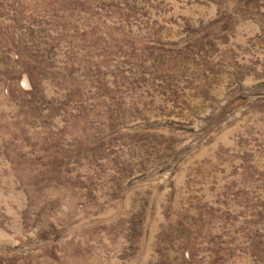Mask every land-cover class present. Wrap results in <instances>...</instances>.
<instances>
[{"label":"rangeland","instance_id":"rangeland-1","mask_svg":"<svg viewBox=\"0 0 264 264\" xmlns=\"http://www.w3.org/2000/svg\"><path fill=\"white\" fill-rule=\"evenodd\" d=\"M55 1L0 0V264H264V0H142L85 40ZM193 41L175 102L140 73ZM76 145L56 176L42 153Z\"/></svg>","mask_w":264,"mask_h":264},{"label":"trees","instance_id":"trees-1","mask_svg":"<svg viewBox=\"0 0 264 264\" xmlns=\"http://www.w3.org/2000/svg\"><path fill=\"white\" fill-rule=\"evenodd\" d=\"M54 1L53 4L55 6H59V1ZM69 3L72 6H75L73 9H75L77 12L76 13H70V14H63L61 16L58 17H64V18H68L71 19L72 21H76L80 24V22H83V24H80L82 26V28L75 27L74 30L77 32L78 31L76 29L82 30L84 33L80 34L81 38L83 40H85L86 38V33H89L86 29L88 30H92V26L87 23V21H89L90 19L93 20V25L95 26V30L98 31V37L100 36H108L107 32L104 31V29H102L100 23L104 24L106 22L105 19H102V17H108V19L110 20L108 28H110L112 25L113 28L117 27V25L119 24H123L124 21H134V19H137L138 14L141 13L140 10H143L144 13L147 12V9L151 8V9H159V10H163L161 9L163 7V3H150L149 1H142V0H69ZM60 12V11H59ZM58 12V13H59ZM90 18V19H87ZM124 20V21H123ZM106 21V22H104ZM104 22V23H103ZM134 22H132L133 24ZM41 28V27H40ZM41 34H44L43 32H45L44 29H41ZM86 32V33H85ZM190 33V32H189ZM123 35H126L125 33ZM209 33L206 32V34L204 36H208ZM97 40V39H96ZM192 42V40H191ZM194 42V41H193ZM100 40H97V51L101 52V51H109V47H108V42L103 38V42H101L100 44ZM196 48V50H195ZM163 52H167L170 53L171 50H167V49H162ZM161 51V52H162ZM175 53L177 62H176V69L171 70V67L169 66V62H167L165 60L164 55L159 57V60L156 62L154 67H146L144 65V70L140 73V75L143 74H147V75H151L152 76V81H154L156 83V87L160 88V91H167V92H172V94L175 95V102H178L177 99L179 97V92H183L184 88L183 86L185 84H190V83H194L197 82V76H198V72L200 71H206V65L209 62V54L207 49L205 50V48H197L196 43L194 42L193 44H189L187 47H182L176 50H173L172 54ZM164 54V53H162ZM171 56V55H170ZM104 57H106L105 53H100L99 55V59L100 61L102 59H104ZM158 58V57H157ZM166 61V63L164 62ZM103 62V61H101ZM39 64V63H38ZM190 71V77H187L186 73H188ZM101 72V69H99V74ZM99 74L96 73L95 75V80L94 82L96 84H99L101 82H103L104 80L102 78L99 77ZM205 74V73H204ZM136 75V74H135ZM32 84V83H31ZM34 89V83L32 85V90ZM183 89V90H182ZM99 93V89L96 88V92L95 94L98 95ZM62 96V95H61ZM67 95L65 94L64 97H66ZM110 98V95H108ZM96 98V96H95ZM177 99V100H176ZM111 100V98H110ZM85 103V101L81 102V105ZM86 104V103H85ZM111 104V102H110ZM109 104V105H110ZM32 105L34 106V109L31 113V115H35L36 117L42 118L43 116H45L47 113H49L52 110V107L48 104H43L44 106H42L38 101H34L32 103ZM108 105V106H109ZM178 105V104H177ZM44 107V108H43ZM109 109H112L111 106H109ZM218 109L213 108L212 107V115H214V113L217 112ZM108 114V113H107ZM112 115L114 116L115 120L116 117L115 116H119V114L117 115L115 112H112V114L109 111V116L112 117ZM17 122V121H16ZM103 139V137L99 138V141ZM103 141V140H102ZM101 141V143H102ZM50 143V142H49ZM65 146V145H64ZM77 147L75 149H72L71 147H61V150L54 154V150L53 151H44L42 154V157L45 158V161L47 163V167L51 168V170H56L54 173L56 174V176H64L65 172L69 170V163L71 164L72 162H74L78 157H80L83 154H86V149H83V147L81 145H76ZM45 153V155H44ZM71 153L73 155H71ZM92 155H94L95 150L93 149L91 151ZM88 154V153H87ZM39 155H36L35 157L31 156L32 160H36L38 159ZM75 157V158H73ZM50 158L54 159V160H50ZM44 161V162H45ZM48 168V169H49ZM50 170V171H51ZM52 171L51 173L47 172L45 173V176L47 178H50V174L52 175ZM45 178V179H47Z\"/></svg>","mask_w":264,"mask_h":264}]
</instances>
